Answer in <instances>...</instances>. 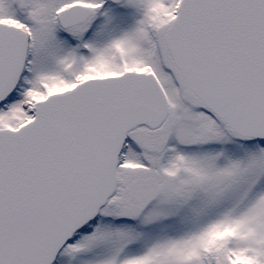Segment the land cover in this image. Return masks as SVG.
<instances>
[{"label": "snow or ice", "instance_id": "1", "mask_svg": "<svg viewBox=\"0 0 264 264\" xmlns=\"http://www.w3.org/2000/svg\"><path fill=\"white\" fill-rule=\"evenodd\" d=\"M0 264H264V0H0Z\"/></svg>", "mask_w": 264, "mask_h": 264}]
</instances>
